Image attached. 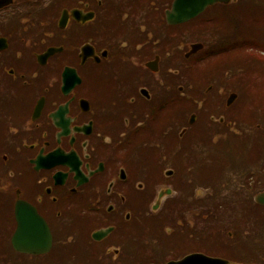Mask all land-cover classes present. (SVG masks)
Listing matches in <instances>:
<instances>
[{
  "label": "flooded vegetation",
  "instance_id": "1",
  "mask_svg": "<svg viewBox=\"0 0 264 264\" xmlns=\"http://www.w3.org/2000/svg\"><path fill=\"white\" fill-rule=\"evenodd\" d=\"M165 10L138 0L0 7V264H166L220 250L264 264V214L258 246L247 221L264 213L254 187L264 137L251 166L228 149L235 139L251 148L264 130L218 142L219 127L251 125L240 90L209 96L216 74H194L208 43L188 55L198 42L188 48L184 23L168 24Z\"/></svg>",
  "mask_w": 264,
  "mask_h": 264
},
{
  "label": "rangeland",
  "instance_id": "2",
  "mask_svg": "<svg viewBox=\"0 0 264 264\" xmlns=\"http://www.w3.org/2000/svg\"><path fill=\"white\" fill-rule=\"evenodd\" d=\"M236 1L237 0H232L231 3H235ZM255 2H257V0H255ZM261 5L262 3H260L258 7H261ZM184 31L187 34L186 42H188L187 44L188 48L191 43L199 42L197 40V36L193 37V35H195L196 33L188 31L189 32L188 34L186 30ZM247 52L248 51H243V52L240 51V52L232 53L234 55H231V56L223 55L220 57L210 58V60L203 62L199 70H196V72L194 73L196 77L198 78V80H200L203 77L202 72L203 74L205 73L216 74V79L214 80L215 86L209 91L208 93L209 96H213V97L226 96L227 97L229 93L232 91L231 90L232 87H236L238 90H240V92L235 91L237 94H240L238 96V99H236L235 105L238 106L240 109L241 107L243 108V111H245L243 114L245 116L240 115V118L251 122V125L250 127H248L246 124L240 123V126H237L238 128H234V124L231 123L229 127H224L223 129L219 127L220 135H218L217 137L218 142L220 140H226L224 144H227L228 142L227 133H234L236 134V136L239 137L240 134L242 135V133H237L239 132V130L242 131V128L244 129L251 128L253 130V133L251 134V136L256 137L258 134L263 133V130H264V83L262 84L261 82L264 79V65L257 64L251 61H247L246 60ZM198 80L195 79V83L199 85ZM226 97L224 98L225 100H226ZM257 125H260V126H257ZM235 129H238V130H235ZM224 130H227V131H224ZM263 137L264 135H261L260 138H255V140H252L251 148L249 145L245 146L246 143L245 144L234 143L233 146H230L228 148L229 150H232L235 153V154L233 153V159L235 156L237 160L244 159L245 160L244 163L251 166L250 163H252L253 159L255 158V153H259L258 145L260 144V142H262ZM254 143H255V146L252 148V145ZM220 144H223V143H220ZM259 155H260L259 160H264V159H261L262 156L264 158V150L263 152L261 151ZM237 163H240V161H237ZM237 182H238L237 179H232V185L237 184ZM228 185H229V182L227 181V176L224 179V181L218 182L217 186L221 193L220 195L223 198H225L223 194L230 191V189L226 190ZM254 187L257 189V191L264 189V178L259 179L258 172L256 173V176L254 179ZM257 213L251 214L250 218L247 219V221L250 220L249 223H250V226H252L253 231L257 230L256 234L250 236L251 241L249 245L251 246L253 245L258 246L260 242L258 230H260L263 219H259L258 217L264 213L261 210ZM243 217H246V215H244ZM251 219L253 223L251 222ZM223 221H225V218L223 219ZM231 228L233 230L235 229L234 227H231ZM252 228L250 229L252 230ZM252 232L246 234V236L249 234H252ZM255 237L258 238L257 241L254 240ZM250 250H253V249L250 248ZM218 252H219L218 256H225L226 253L228 254V252H225L222 250ZM252 256L255 258H259V255H251L250 258H252ZM233 257L234 258L229 259V264H247V262L245 261L241 263L240 261L242 259H239L237 256H233ZM147 264H155V263H151L149 261Z\"/></svg>",
  "mask_w": 264,
  "mask_h": 264
},
{
  "label": "trees",
  "instance_id": "3",
  "mask_svg": "<svg viewBox=\"0 0 264 264\" xmlns=\"http://www.w3.org/2000/svg\"><path fill=\"white\" fill-rule=\"evenodd\" d=\"M171 2L172 0H138V8H156L162 17ZM260 3L262 5L258 7ZM177 27H185L187 32H194L195 36L202 38L197 40L208 43L207 51L202 52L208 59L248 51L247 61L264 65V0H237L226 5L219 3L208 8L197 18ZM261 82L263 84L264 79ZM234 142L244 144L243 140L235 139ZM223 227L219 233L220 243L225 238L227 229ZM222 257L230 259L227 253ZM247 258L244 259L247 264H262L259 258Z\"/></svg>",
  "mask_w": 264,
  "mask_h": 264
},
{
  "label": "water",
  "instance_id": "4",
  "mask_svg": "<svg viewBox=\"0 0 264 264\" xmlns=\"http://www.w3.org/2000/svg\"><path fill=\"white\" fill-rule=\"evenodd\" d=\"M12 0H0V7L10 3ZM231 0H173L171 7L165 11V18L168 24L176 25L187 22L200 14H202L208 7L216 3H229ZM202 45L195 43L191 45L192 54L196 52ZM236 97V94H231L228 103H231ZM255 201L264 204V192L256 195ZM18 212V209H17ZM17 213V228L13 235V246L16 250H20L19 240L21 234L20 215ZM44 249V248H43ZM31 253H37L40 250L38 248L28 247ZM39 250V251H38ZM167 264H229L227 259L221 257L209 256L204 253H191L179 260L169 261Z\"/></svg>",
  "mask_w": 264,
  "mask_h": 264
}]
</instances>
